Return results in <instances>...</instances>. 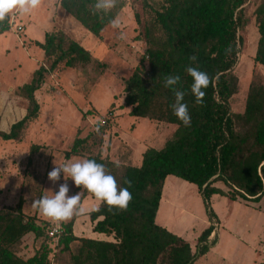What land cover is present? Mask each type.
Wrapping results in <instances>:
<instances>
[{
	"label": "trees",
	"instance_id": "obj_1",
	"mask_svg": "<svg viewBox=\"0 0 264 264\" xmlns=\"http://www.w3.org/2000/svg\"><path fill=\"white\" fill-rule=\"evenodd\" d=\"M96 0H60V7L76 19L90 33L98 36L115 18L95 13ZM247 0H142L149 14L143 26L146 43L142 62L124 82V106L129 115L175 124L172 136L160 148H147L139 165L118 166L101 156L104 123L100 131L76 137L70 155L94 159L105 166L119 187L127 188L125 179L132 182L128 190L132 200L127 211L109 212L101 205L99 212L88 213L92 231L103 233L112 240L76 236L73 224L77 217L61 223L58 235V255H67V264H195L212 244L208 239L215 229L216 216L210 206L212 195L224 196L245 204L256 203L264 196V84L251 82L248 86L244 110L232 112L229 100L237 91V77L233 68L240 52L238 30L243 24V7ZM259 38L254 62L264 66V0L254 11ZM137 20V17H136ZM10 29L9 15L0 23V34ZM35 44L50 60L40 65L31 80L20 87V94L28 101L25 115L12 123L8 131L0 130V138L19 141L24 129L38 117L39 104L34 93L44 82L45 74L58 65L74 67L93 61L90 52L61 30L45 32ZM196 56V61L189 60ZM206 72L210 84L203 103H197L191 93L193 79L187 67ZM168 75L181 77L180 87L185 93L191 117L184 126L173 114L174 93L164 86ZM94 128V129H95ZM89 142V143H88ZM40 147L31 145L29 154ZM95 150L93 153L92 151ZM29 163V159H28ZM175 176L196 186L202 197L209 225L199 234L194 252L190 243L155 222L156 213L167 176ZM222 182L227 191L215 186ZM83 195L93 196L83 189ZM48 220L39 219L36 212L26 215L21 206L0 208V264H51ZM32 233L33 255L23 258L17 247L22 238ZM62 257V256H61Z\"/></svg>",
	"mask_w": 264,
	"mask_h": 264
},
{
	"label": "rangeland",
	"instance_id": "obj_2",
	"mask_svg": "<svg viewBox=\"0 0 264 264\" xmlns=\"http://www.w3.org/2000/svg\"><path fill=\"white\" fill-rule=\"evenodd\" d=\"M59 1L42 0L40 6L28 13L13 11L9 14V32L0 34L1 131H8L26 113L28 101L20 94V87L31 80L33 71L40 65L49 66L50 60L35 44L43 40L45 32L61 30L93 58L89 64L74 67L60 64L46 73L43 84L34 93L39 104L38 117L28 123L19 141L0 138V208L19 205L26 215L36 212L39 219L50 222L46 233L51 227L61 228V223H53L43 216L32 206V201L52 196L58 191V184L65 182L63 174L57 184L47 179L55 164L86 159L87 153L65 157L76 137L84 138L96 124L104 123L107 129L101 156L118 166H137L145 149L162 147L176 129L175 124L131 116L130 107L124 106L125 80L137 67L147 66L142 62L146 49L142 33L149 14L142 0H118L112 10L116 11L120 27L108 24L98 36L65 12ZM258 3L259 0H247L244 4V21L238 30L240 52L233 68L238 80L237 91L229 100L235 114L244 110L249 84H264V66L254 62L259 38L254 11ZM31 145L40 148L29 154ZM66 182L70 196L80 192L82 207L99 203L94 196H82L83 188L74 186L71 178ZM215 186L228 190L222 182H216ZM160 201L155 222L187 240L194 252L200 232L209 225H206V206L196 186L169 175ZM210 206L221 222L222 219L227 222L219 228V246L215 231L208 239L212 244L208 252L197 258L195 264H264V196L259 202L245 204L212 195ZM77 219L75 230L80 227L86 237H108L91 231L86 213ZM211 221L216 228V219ZM47 236L51 264H67V255H58V238ZM27 241L24 238L17 247L18 255L21 245Z\"/></svg>",
	"mask_w": 264,
	"mask_h": 264
},
{
	"label": "clouds",
	"instance_id": "obj_3",
	"mask_svg": "<svg viewBox=\"0 0 264 264\" xmlns=\"http://www.w3.org/2000/svg\"><path fill=\"white\" fill-rule=\"evenodd\" d=\"M41 2L42 0H0V23L5 22L8 15L13 11L28 13L40 6ZM117 4L118 0H96L93 5L94 14L103 13V15H108ZM110 24L113 28L120 27L118 18L111 19ZM189 60L195 62L196 56H190ZM186 71L193 79L191 93L195 96L197 103H203L206 95L203 89H206L210 84L208 74L191 66L187 67ZM163 83L166 88H170L174 93L175 100L171 105L173 114L184 126H190L191 117L188 105L183 102L186 93L178 87L181 84V77L179 75H168L164 78ZM94 130L99 133L100 126H97ZM62 174L65 182L58 184V191L53 192L52 196H41L39 199L32 201V206L53 223L68 222L74 215L99 212L101 205H107L109 212H113L114 209L127 211L132 200V193L128 190L132 186V182L125 179L124 183L128 187H119L116 178L106 172L104 164L98 163L94 159L55 164L51 171L47 173V179L52 184H57L61 181ZM68 178H71L74 186L92 193L99 203L90 208L82 207L80 192L69 195L70 189L66 182Z\"/></svg>",
	"mask_w": 264,
	"mask_h": 264
},
{
	"label": "crops",
	"instance_id": "obj_4",
	"mask_svg": "<svg viewBox=\"0 0 264 264\" xmlns=\"http://www.w3.org/2000/svg\"><path fill=\"white\" fill-rule=\"evenodd\" d=\"M9 32V30L6 32V33H4V34H7ZM160 206H161V201L159 202V206H158V210H157V212H159V208H160ZM226 206H229V203L228 202H226ZM215 214V216H216V221H217V227L214 229V231L212 232V234H214L215 233V231L217 232V235H218V239H217V247L219 246V228L220 227H224V225L226 224V220L225 219H222L223 220V222H221V220H220V218L218 217V215L216 214V213H214ZM86 215H88V213H86ZM78 216V215H77ZM88 218H89V215H88ZM155 219H156V217H155ZM78 219H77V217H76V219H75V221H74V224H73V232H74V234L76 235V236H81V237H86L84 234V231L83 230H81V228L80 227H78V229L77 230H75V226H76V221H77ZM208 221H209V219H208ZM206 222V225H207V223H209V222ZM89 222H90V228H91V231H92V227H93V225H92V223H91V221H90V218H89ZM94 232V231H93ZM95 233H97V232H95ZM31 234V235H30ZM97 234H103V233H97ZM33 237H34V235L32 234V233H28V234H26L23 238H22V241H23V239L24 238H26V239H28V241L27 242H25V243H23L22 245H21V247H22V251H20V253H19V255H21V254H23V253H26V256H23V258H28V257H30V256H32L33 255ZM88 238H91V237H88ZM93 238V237H92ZM93 239H100V240H112V238L111 237H107V238H105V239H102L101 237H96V238H93Z\"/></svg>",
	"mask_w": 264,
	"mask_h": 264
},
{
	"label": "built area",
	"instance_id": "obj_5",
	"mask_svg": "<svg viewBox=\"0 0 264 264\" xmlns=\"http://www.w3.org/2000/svg\"><path fill=\"white\" fill-rule=\"evenodd\" d=\"M19 27V29H21V27L20 26H18ZM60 232H61V229H60V227H51L49 230H48V232H47V234L50 236V237H58V235L60 234Z\"/></svg>",
	"mask_w": 264,
	"mask_h": 264
}]
</instances>
